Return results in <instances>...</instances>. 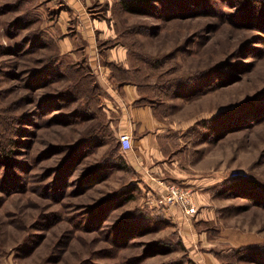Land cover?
<instances>
[{"label":"rangeland","instance_id":"1","mask_svg":"<svg viewBox=\"0 0 264 264\" xmlns=\"http://www.w3.org/2000/svg\"><path fill=\"white\" fill-rule=\"evenodd\" d=\"M125 83L194 216L114 155ZM0 264H264V0H0Z\"/></svg>","mask_w":264,"mask_h":264},{"label":"crops","instance_id":"2","mask_svg":"<svg viewBox=\"0 0 264 264\" xmlns=\"http://www.w3.org/2000/svg\"><path fill=\"white\" fill-rule=\"evenodd\" d=\"M140 89L130 83L114 89L111 106L116 110V135L130 134L132 145L125 158L156 195L157 190L163 195L167 183L186 181L182 172L187 161L183 163L181 147L175 140L181 127L171 128L172 123L158 113L157 106L142 100Z\"/></svg>","mask_w":264,"mask_h":264},{"label":"built area","instance_id":"3","mask_svg":"<svg viewBox=\"0 0 264 264\" xmlns=\"http://www.w3.org/2000/svg\"><path fill=\"white\" fill-rule=\"evenodd\" d=\"M118 140L124 151L131 148L132 143L129 133H119ZM164 188L163 200L165 203L177 206L187 217L195 215L198 207L191 189L173 182L167 183Z\"/></svg>","mask_w":264,"mask_h":264},{"label":"trees","instance_id":"4","mask_svg":"<svg viewBox=\"0 0 264 264\" xmlns=\"http://www.w3.org/2000/svg\"><path fill=\"white\" fill-rule=\"evenodd\" d=\"M129 3H131V6H130ZM129 3L127 4V1H123V4H124V5L127 4L128 7L131 8V9H132V7L134 8V4H135V5L138 4V3H136V2H129ZM158 105H160V104H158ZM158 105L155 104V106H157V107H158ZM117 151H118V152H117ZM117 151L114 152V155L116 156V158L119 159L121 162H122V161H125V160H124L123 153H122V151H121V146H120V145H119V148H118ZM121 165H122L123 167H126V166H127V164H124V163L121 164ZM132 169H133V167H132ZM133 170H134V169H133ZM249 183H250V182H249ZM256 187H257L256 189H262V186H256ZM132 190H133V188H132ZM132 190H131V191H132ZM129 191H130V190H129ZM126 193H127V192H126ZM130 193H131V192H130ZM130 193H128L129 195H128V194L125 195V197H126L127 199H129V197L131 196Z\"/></svg>","mask_w":264,"mask_h":264}]
</instances>
